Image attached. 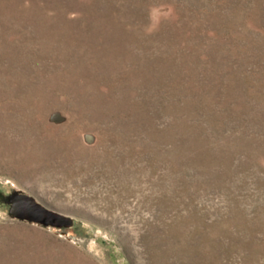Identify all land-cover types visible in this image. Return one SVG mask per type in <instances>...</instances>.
Wrapping results in <instances>:
<instances>
[{
	"label": "rangeland",
	"instance_id": "1",
	"mask_svg": "<svg viewBox=\"0 0 264 264\" xmlns=\"http://www.w3.org/2000/svg\"><path fill=\"white\" fill-rule=\"evenodd\" d=\"M0 264H264V0H0Z\"/></svg>",
	"mask_w": 264,
	"mask_h": 264
},
{
	"label": "water",
	"instance_id": "2",
	"mask_svg": "<svg viewBox=\"0 0 264 264\" xmlns=\"http://www.w3.org/2000/svg\"><path fill=\"white\" fill-rule=\"evenodd\" d=\"M52 216H53V217H55V218H57V217H58L57 215H54V214H53Z\"/></svg>",
	"mask_w": 264,
	"mask_h": 264
}]
</instances>
